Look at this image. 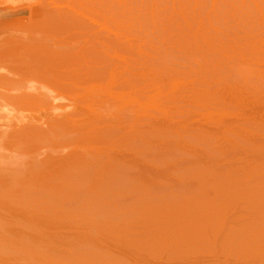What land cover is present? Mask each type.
Returning <instances> with one entry per match:
<instances>
[{"label": "rangeland", "instance_id": "1", "mask_svg": "<svg viewBox=\"0 0 264 264\" xmlns=\"http://www.w3.org/2000/svg\"><path fill=\"white\" fill-rule=\"evenodd\" d=\"M104 2L0 0V264H264V30L157 31Z\"/></svg>", "mask_w": 264, "mask_h": 264}, {"label": "bare ground", "instance_id": "2", "mask_svg": "<svg viewBox=\"0 0 264 264\" xmlns=\"http://www.w3.org/2000/svg\"><path fill=\"white\" fill-rule=\"evenodd\" d=\"M102 1H105L104 2V7H106L107 9H108V11L109 12H111L112 14H120V15H122L123 17H124V22L126 21V23H129L130 25H136V26H139V27H145V28H150V29H152V30H157V31H165L166 29H171V30H175V31H183V30H188V31H191V30H194V31H198V30H202V29H205V27L206 28H209L210 30H213L214 31V33L215 34H220V35H223L222 34V32H226L227 34H235V31H244V32H246V31H248V30H255V29H262V30H264V0H102ZM7 110V109H6ZM11 111V110H10ZM9 112H7V114H8ZM10 114H11V112H10ZM7 116H9L10 117V115H6V117ZM1 119V118H0ZM5 120H7V119H5ZM4 120V121H5ZM0 121H2V120H0ZM25 124V123H24ZM16 125V124H15ZM18 125H21V123L20 124H17V127H18ZM26 125H27V123H26ZM28 126H30L29 124L27 125V127ZM5 126L3 125V128H4ZM8 127V126H7ZM9 128V127H8ZM7 128V129H8ZM11 128V127H10ZM9 128V129H10ZM15 128V127H14ZM14 128H12L13 129V131H14ZM23 128H26V127H23ZM0 129H2V127L0 128ZM17 129H21L20 127L19 128H17ZM3 132H4V130H2ZM12 131V132H13ZM16 131V130H15ZM15 131H14V134H15ZM26 131V130H25ZM6 132H7V130H6ZM10 132V133H9ZM9 132H7V133H9V134H11L12 132L11 131H9ZM19 132V131H18ZM0 133H2V132H0ZM26 133V132H25ZM20 134H23L22 132L20 133ZM12 135V134H11ZM8 136V135H7ZM6 136V137H7ZM12 136H14V135H12ZM16 136V135H15ZM0 137H1V135H0ZM20 138V137H19ZM2 139H3V137H2ZM6 140V139H5ZM10 140V139H9ZM8 140V141H9ZM12 140V139H11ZM38 155V154H37ZM31 156V155H30ZM34 157H38V156H34ZM59 157V156H58ZM32 158V157H31ZM31 158H28V159H30L31 160ZM41 158V157H40ZM39 158V159H40ZM46 159H48V158H51L52 159V157H45ZM75 158V157H74ZM74 158L72 159V160H74ZM28 159H25V160H28ZM38 159V158H37ZM44 159V158H43ZM43 159H42V162H43ZM76 159H78V158H76ZM80 160H81V158H79ZM28 161V162H31V163H33L32 161ZM35 160H36V158H35ZM84 160V159H83ZM20 161V159L18 160V162ZM55 160H53V162H54ZM63 161V160H62ZM76 161V160H75ZM78 161V160H77ZM82 161V160H81ZM85 161V160H84ZM83 161V162H84ZM22 162V161H21ZM25 162V161H24ZM23 162V163H24ZM27 162V161H26ZM25 162V163H26ZM35 162V161H34ZM38 162H41V161H37V163ZM41 162V163H42ZM58 162V161H57ZM86 162H89V161H86ZM78 163V162H77ZM92 163V162H91ZM14 164V163H13ZM19 164H21V163H19ZM42 164H44V163H42ZM41 164V165H42ZM64 164V163H63ZM83 164V163H82ZM16 165V164H15ZM25 166L27 165V164H24ZM40 165V166H41ZM61 165V164H60ZM88 165V164H87ZM1 166V165H0ZM32 166H33V164H32ZM53 166V165H52ZM57 166V165H56ZM55 166V167H56ZM81 166V165H80ZM86 166V165H85ZM94 166V165H93ZM6 167V166H5ZM5 167H3V168H5ZM8 167V166H7ZM17 167H18V164H17ZM16 167V168H17ZM20 168H21V166H19ZM24 167V166H23ZM30 168V165L29 166H27L26 168ZM50 167H51V165H50ZM57 167H59V165L57 166ZM63 167V166H62ZM61 167V168H62ZM69 167H70V165H69ZM73 167V166H72ZM77 167V166H76ZM79 167V166H78ZM83 167H84V164H83ZM89 167V166H88ZM26 168H23V169H26ZM28 168V170L30 171V169ZM42 168V167H41ZM40 168V169H41ZM7 169V168H6ZM10 169H11V167H10ZM9 169V170H10ZM12 169H14V167H12ZM19 169V168H18ZM17 169V170H18ZM34 169L35 170H37L35 167H34ZM57 169V168H56ZM55 169V170H56ZM64 169V168H63ZM71 169V168H70ZM75 169V168H74ZM83 169V168H82ZM87 169V168H86ZM92 169V168H91ZM33 170V169H32ZM31 170V171H32ZM66 170H67V167H66ZM78 170V169H77ZM88 170V169H87ZM95 170V169H94ZM4 171H5V169H4ZM7 171V170H6ZM5 171V172H6ZM12 171V170H11ZM15 171H16V169H15ZM19 171H22V170H20L19 169ZM42 171V170H41ZM43 171H45V169L43 170ZM75 171H76V169H75ZM74 171V172H75ZM79 171V170H78ZM83 171V170H82ZM108 171V170H107ZM1 172H2V170H1ZM14 172V171H13ZM24 172V171H23ZM25 172H26V170H25ZM37 171H35V173H33V174H38L39 172H37ZM51 172V171H50ZM54 172V171H53ZM49 173V171H48V173H47V171H46V175H49L50 177H52L51 175L53 174H57L56 173V171H55V173ZM60 172V171H59ZM62 172V171H61ZM64 172V171H63ZM67 172H68V170H67ZM72 172H73V170H72ZM73 172V173H74ZM92 171H90V173H91ZM95 172V171H94ZM137 172V171H136ZM9 173V172H8ZM18 173V172H17ZM21 173V172H20ZM27 173V172H26ZM28 173H30V172H28ZM41 173V172H40ZM45 172H43V173H41V174H44ZM77 173V172H76ZM85 173H86V171H85ZM15 174V173H14ZM32 173H30V174H28V176L30 175V178H34L35 180H36V182H37V184H38V182L40 181H38V179H41L42 180V176H41V178H37L36 176H33L32 177V175H31ZM61 174V176H62V174L64 175V176H62L63 177V179L64 178H66V177H70V176H67L68 174H66V176H65V173H60ZM59 173H58V177H60L59 175H60ZM79 174V173H78ZM92 174V173H91ZM103 174H105V173H103ZM116 174V173H115ZM123 174V173H122ZM17 175H19V173L17 174ZM39 175V174H38ZM75 175V174H74ZM77 175V174H76ZM88 175H89V173H88ZM87 175V176H88ZM97 175V174H96ZM118 175V174H117ZM117 175H115V176H117ZM8 176V175H7ZM12 176H14V175H12ZM25 176L27 177V180L29 179V177L27 176V174H25ZM56 176V175H55ZM78 176V175H77ZM10 177V176H9ZM15 177V176H14ZM17 177H21L20 175L19 176H16L15 178H17ZM37 179H36V178ZM48 176H46V178H47ZM72 177V176H71ZM74 177H76V176H74ZM79 177H80V175H79ZM79 177H78V179H79ZM97 177V176H96ZM103 177V176H102ZM101 177V178H102ZM106 177V176H105ZM109 177V176H108ZM114 177V176H113ZM0 178H1V176H0ZM6 178V177H5ZM12 178V180H13V182L16 180V179H13V177H11ZM44 178V177H43ZM53 179H54V176L52 177ZM52 178H50V179H52ZM61 178V177H60ZM59 178V182H60V180L62 179H60ZM93 178V177H92ZM99 179H101L100 177H98ZM97 178V179H98ZM112 178V177H111ZM45 179V178H44ZM49 179V180H50ZM52 179V180H53ZM76 179V178H75ZM82 179V178H81ZM94 179V178H93ZM109 179V178H108ZM113 179V178H112ZM6 179H4V181L3 182H6L7 180H8V182H10L11 181V179H7L6 181H5ZM18 180V179H17ZM16 180V181H17ZM23 180V179H22ZM25 180L26 179H24L23 181H24V183L26 184V186H27V188H28V186H31V184H34V182L35 181H33V180H31V179H29V180H31V182H29V181H26V182H28V184L25 182ZM47 180H48V178H47ZM47 180L45 179V180H42V181H45V184H46V182H47ZM56 180H58L57 178H56ZM110 180V179H109ZM117 180H118V178H117ZM0 181H2L1 179H0ZM22 181V182H23ZM33 181V182H32ZM54 182H52L51 181V183H54L55 185H56V181L55 180H53ZM73 181V180H72ZM80 181H82V180H80ZM87 181V180H86ZM119 181V180H118ZM19 182V181H18ZM21 182V181H20ZM21 182V184H23ZM66 182V181H65ZM68 182H69V180H68ZM75 182V181H74ZM84 182V181H83ZM82 182V183H83ZM90 182H92L91 180H90ZM113 182V181H112ZM29 183H31V184H29ZM44 183V182H43ZM42 183V184H43ZM64 183V182H63ZM71 183V182H70ZM73 183V182H72ZM89 183V182H88ZM93 183V182H92ZM95 183V182H94ZM93 183V184H94ZM103 183V182H102ZM101 183V184H102ZM121 183V182H120ZM123 183V182H122ZM1 184V183H0ZM13 185L15 184V183H12ZM12 184H11V186H12ZM17 184V183H16ZM16 184L13 186V188H15V186H16ZM21 184H19V186H22ZM41 184V183H40ZM41 184V185H42ZM47 184H49V185H51L50 184V182L49 183H47ZM57 184H60V183H58L57 182ZM67 184V183H66ZM77 184V183H76ZM75 184V185H76ZM84 184V183H83ZM98 184H100L99 182H98ZM5 185V183L4 184H2V190L1 191H3V186ZM6 185H8V183L6 182ZM9 185H10V183H9ZM8 185V186H9ZM18 185V184H17ZM35 185V184H34ZM88 185V184H87ZM1 186V185H0ZM10 186V187H11ZM19 186H17V188L19 187ZM38 188H39V193H40V190L42 189V187H44V186H42V187H40V185L38 186V185H36ZM36 186H31V188L33 189V188H35ZM45 186H48V185H45ZM53 186V185H52ZM57 186V185H56ZM64 186V185H63ZM78 186V185H77ZM79 186H80V183H79ZM81 186H84V185H81ZM101 186V185H100ZM111 186V185H110ZM113 186V185H112ZM117 186V185H116ZM128 186V185H127ZM10 187H9V189H10ZM51 187V186H50ZM50 187H48V188H50ZM59 187H62V185H60ZM69 187V186H68ZM73 187V186H72ZM96 187V186H95ZM106 187H108V186H106ZM126 187V186H125ZM8 188V187H7ZM12 188V187H11ZM21 188H23V190L24 191H28L29 189H27V188H25V185H24V187L22 186ZM41 188V189H40ZM65 188V187H64ZM74 188H75V186H74ZM94 188V187H93ZM112 188V187H111ZM119 188V187H118ZM4 189H6V188H4ZM9 189H7L6 191H8ZM20 189V187L18 188V190ZM44 189H46V190H43V191H46L45 193H47L48 191H47V188H45L44 187ZM54 189V186H53V188H52V190ZM58 189H60V188H58ZM62 189V188H61ZM61 189H60V191H61ZM67 189V188H66ZM88 189V188H87ZM104 189V188H103ZM11 190V189H10ZM13 190V189H12ZM11 190V191H12ZM31 190V189H30ZM30 190L28 191V193H30ZM36 191V188L35 189H33L31 192L34 194H36V193H38V191ZM41 190V191H42ZM51 190V189H50ZM65 190V189H64ZM69 190H71V189H69ZM74 190V189H73ZM94 190V189H93ZM93 190L91 191V192H93ZM98 190V189H97ZM102 190V189H101ZM6 191H4V192H6ZM15 191V190H14ZM17 191V190H16ZM21 191V190H20ZM20 191H19V193H18V191H17V194H20ZM24 191H22V193H23V195L22 196H25V198H26V196L28 195L29 196V198H30V195H32V194H27L26 192V194H24ZM34 191V192H33ZM79 191V190H78ZM84 191V190H83ZM89 191V190H88ZM100 191V190H99ZM10 192V191H9ZM53 192H54V190H53ZM56 192V194L55 195H57V191H55ZM87 192V191H86ZM13 193V192H12ZM14 193H16V192H14ZM13 193V194H14ZM21 193V194H22ZM38 193V194H39ZM49 193V192H48ZM52 193V192H51ZM58 193H59V191H58ZM81 193V192H80ZM5 194V193H4ZM8 194V193H7ZM7 194H5V195H7ZM10 195H11V192L9 193ZM8 194V195H9ZM43 193H40V195H42ZM62 194V193H61ZM60 194V195H61ZM66 194V193H65ZM78 194H79V192H78ZM3 195V194H2ZM40 195H39V197H40ZM50 195V194H49ZM48 195V196H49ZM53 195V194H52ZM59 195V196H60ZM98 195V194H97ZM13 196V195H12ZM12 196L11 197H9V196H7L6 198L8 199L9 198V202H10V198H12ZM20 196V195H19ZM28 196H27V198H28ZM36 196H38L37 194H36ZM43 196V195H42ZM46 196H47V194H46ZM58 196V195H57ZM150 196V195H149ZM5 197V196H4ZM16 197V195L13 197V200H14V198ZM18 197V196H17ZM31 197H33V196H31ZM63 197H65V196H63ZM79 197V196H78ZM92 197V196H91ZM109 197V196H108ZM1 198V197H0ZM20 197H18V198H16L17 200L19 199ZM23 198V197H22ZM25 198H23V199H25ZM26 198V199H27ZM28 198V199H29ZM34 199L35 198H37V197H33ZM51 199H54L55 200V197L54 198H52V196L50 197ZM88 198V197H87ZM117 198V197H116ZM27 199V201H29ZM38 199V198H37ZM45 199V198H44ZM57 199V198H56ZM69 199V198H68ZM76 199V198H75ZM126 199V198H125ZM131 199V198H130ZM2 200V202H3V198L1 199ZM6 200V199H5ZM4 200V201H5ZM17 200H15L14 202L16 203V201ZM47 200L49 201L50 199H48L47 198ZM58 200V199H57ZM63 200V199H62ZM70 200H72V199H70ZM98 200V199H97ZM100 200V199H99ZM102 200V199H101ZM122 200V199H121ZM25 201V200H24ZM27 201H25V203H23V204H26V202ZM31 201H33V199H31L30 198V202ZM37 200H35L34 202H36ZM40 201V199L38 200V202ZM42 201H44V200H42ZM48 201H46V202H48ZM51 201V200H50ZM103 201H104V199H103ZM137 201V200H136ZM1 202V203H2ZM8 202V201H7ZM21 202V201H20ZM37 202V203H38ZM52 202V201H51ZM92 202V201H91ZM105 202H107V201H105ZM121 202V201H120ZM125 202V201H124ZM139 202V201H138ZM232 202V201H231ZM6 203V202H5ZM11 203V202H10ZM9 203V204H10ZM62 203V202H61ZM108 203V202H107ZM115 203V202H114ZM117 203V202H116ZM149 203V202H148ZM234 203V202H233ZM8 204V203H7ZM22 204V205H23ZM40 204V203H39ZM51 204V203H50ZM57 204V203H56ZM80 204V203H79ZM93 204V203H92ZM231 204V203H230ZM6 205V204H5ZM11 205H12V203H11ZM27 206H29V203H27L26 204ZM31 205V204H30ZM35 205V204H34ZM34 205H33V208H34ZM37 205V204H36ZM58 205V204H57ZM56 205V206H57ZM65 205H67V204H65ZM105 205V204H104ZM125 205V204H124ZM10 206V205H9ZM15 206H19L18 205V203L15 205ZM25 206V205H24ZM39 206V205H38ZM45 206V205H44ZM49 206V205H48ZM52 206V205H51ZM60 206V205H59ZM139 206V205H138ZM12 207H14V206H12ZM11 207V208H12ZM32 207V206H31ZM55 207V206H54ZM87 207V206H86ZM114 207V206H113ZM143 207V206H142ZM145 207V206H144ZM25 208H27V207H25ZM40 208H41V206H40ZM39 208V209H40ZM44 208V207H43ZM46 208V207H45ZM52 208V207H51ZM64 208V207H63ZM89 208V207H88ZM97 208H99V207H97ZM109 208V207H108ZM148 208H150V207H148ZM7 209H8V207H7ZM15 209V208H14ZM27 209H30V206L27 208ZM42 209V208H41ZM41 209H40V211H41ZM50 209V208H49ZM53 209V208H52ZM51 209V210H52ZM71 209V208H70ZM84 209V208H83ZM140 209H141V207H140ZM145 209V208H144ZM16 210H17V212H18V209H17V207H16ZM16 210H14V211H16ZM21 210V208L19 209V211ZM23 210V209H22ZM33 210V209H32ZM55 210H56V208H55ZM57 210H58V208H57ZM60 210H61V208H60ZM81 210V209H80ZM95 210H97L96 208H95ZM103 210V209H102ZM142 210V209H141ZM141 210H140V212H141ZM146 210H147V208H146ZM8 211V210H7ZM25 211H26V209H25ZM29 210H27V212H28ZM34 211V210H33ZM38 211V210H37ZM42 211H44V210H42ZM62 211V210H61ZM17 212H15L16 214H18ZM32 212V211H31ZM36 212V211H35ZM48 212V211H47ZM46 212V213H47ZM57 212V211H56ZM56 212L54 213V212H52V213H54V214H56ZM60 212V211H59ZM14 213V214H15ZM22 213V212H21ZM29 213H30V211H29ZM33 213V212H32ZM37 213V212H36ZM39 213V212H38ZM42 213V212H41ZM45 213V212H44ZM45 213V214H46ZM64 213V212H63ZM63 213L61 214V216L63 215ZM67 213H68V211H67ZM70 213V212H69ZM82 213V212H81ZM95 213V212H94ZM93 213V214H94ZM101 213V212H100ZM123 213V212H122ZM13 214V213H12ZM16 214H15V216H16ZM40 214V213H39ZM38 214V215H39ZM58 214V213H57ZM65 214V213H64ZM143 214V213H142ZM145 214V213H144ZM20 215V214H19ZM18 215V216H19ZM42 215V214H41ZM51 215H53V214H51ZM51 215H47L48 217H50ZM60 215V214H59ZM67 215V214H66ZM74 215V214H73ZM78 215V214H77ZM140 215V214H139ZM138 215V216H139ZM154 215V214H153ZM8 216V215H7ZM20 216H22V215H20ZM24 216H25V214H24ZM23 216V217H24ZM71 216V215H70ZM75 216V215H74ZM89 216V215H88ZM5 217V216H4ZM39 218L41 217V216H38ZM44 217V216H43ZM53 217V216H52ZM67 217V216H66ZM72 217V216H71ZM76 217V216H75ZM146 217H147V215H146ZM10 218H11V216H10ZM16 218V217H15ZM30 218H31V216H30ZM60 218V217H59ZM62 218V217H61ZM74 218V217H73ZM134 218V217H133ZM152 218V217H151ZM153 218H154V216H153ZM7 219H9V218H7ZM7 219H5V220H7ZM17 219V218H16ZM38 219V218H37ZM67 219V218H66ZM113 219V218H112ZM142 219H143V216H142ZM145 219V218H144ZM13 220V219H12ZM27 220V219H26ZM26 220H23V221H26ZM29 220V219H28ZM33 220V219H32ZM72 220V219H71ZM107 220V219H106ZM137 220V219H136ZM10 221H11V219H10ZM18 221V220H17ZM60 221V220H59ZM69 221V220H68ZM75 221H76V219H75ZM82 221H83V219H82ZM86 221H87V219H86ZM113 221V220H112ZM122 221H123V219H122ZM130 221V220H129ZM1 222V221H0ZM38 222V221H37ZM71 222V221H70ZM84 222V221H83ZM96 222H97V220H96ZM95 221L93 222V223H96ZM99 222H101V221H99ZM146 222V221H145ZM17 223V222H16ZM24 223V222H23ZM32 223V222H31ZM36 223V222H35ZM39 223V222H38ZM47 223V222H46ZM68 223V222H67ZM66 223V224H67ZM77 223H78V221H77ZM26 224V223H25ZM41 224V223H40ZM74 224V223H73ZM85 224H88V223H85ZM90 224H92V223H90ZM98 224V223H97ZM101 224V223H100ZM103 224V223H102ZM116 224V223H115ZM126 224V223H125ZM131 224H132V222H131ZM148 224V223H147ZM36 225V224H35ZM34 225V226H35ZM44 226H45V223L43 224ZM48 226H50V224H47ZM69 225V224H68ZM78 225V224H77ZM80 225V224H79ZM81 225H83V224H81ZM95 225V224H94ZM120 225V224H119ZM136 224H134L133 226H135ZM137 225H139V224H137ZM141 225V224H140ZM22 226V225H21ZM20 226V227H21ZM29 226V225H28ZM32 226V225H31ZM33 226V227H34ZM60 226V225H59ZM58 226V227H59ZM64 226V225H63ZM83 226H85V225H83ZM87 226V225H86ZM90 226V225H89ZM92 226V225H91ZM103 226V225H102ZM125 226V225H124ZM7 227V226H6ZM16 227H17V225H16ZM15 227V228H16ZM20 227H18V228H20ZM52 227H53V224H52ZM72 226H69V228H71ZM81 227V226H80ZM111 227V226H110ZM117 227H119V226H116V228ZM127 227V226H126ZM36 227H34V229H35ZM54 228V227H53ZM52 228V229H53ZM66 228H68V227H66ZM83 228V227H82ZM81 228V229H82ZM86 228V227H85ZM90 228V227H89ZM88 228V229H89ZM95 228H97V229H99L98 228V226H96ZM105 228V227H104ZM120 228V227H119ZM133 228V227H132ZM139 228V227H138ZM33 229V228H32ZM56 229V228H55ZM59 229V228H58ZM64 229V228H63ZM112 229V228H111ZM121 229V228H120ZM27 230V229H26ZM68 230V229H67ZM73 230H75V228L73 229ZM86 230H87V228H86ZM95 230V229H94ZM105 230V229H104ZM119 230V229H118ZM117 230V231H118ZM127 230V229H126ZM129 230V229H128ZM29 231V230H28ZM38 230H36V232H37ZM50 230H48V232H49ZM54 231V230H53ZM53 231H51V232H53ZM78 231V230H77ZM77 231H75V232H77ZM99 231H101V230H99ZM99 231H97V232H99ZM113 231V230H112ZM120 231V230H119ZM11 232V231H10ZM18 232V231H17ZM21 232H23V231H21ZM20 232V233H21ZM35 232V233H36ZM47 232V231H46ZM54 232H56V231H54ZM69 232V231H68ZM88 232H90V231H88ZM88 232H86V234L88 233ZM93 231H91V233H92ZM95 232H96V230H95ZM103 232V231H102ZM134 232V231H133ZM142 233H144L143 231H141ZM39 233H42V232H39ZM50 233V232H49ZM61 233V232H60ZM63 233V232H62ZM61 233V234H62ZM67 233V232H66ZM69 233H72V232H69ZM74 233V232H73ZM72 233V234H73ZM78 233H80V232H78ZM105 233H108V232H105ZM238 233V232H237ZM6 234V233H5ZM29 234H31V233H29ZM44 234V233H43ZM46 234V233H45ZM77 234V233H76ZM75 234V235H76ZM80 234H82V233H80ZM85 234V233H84ZM118 234V233H117ZM145 234V233H144ZM143 234V235H144ZM1 235H2V233H1ZM21 235V234H20ZM41 235V234H40ZM55 235H57V232H56V234ZM65 235V234H64ZM63 235V236H64ZM88 235V234H87ZM110 235V234H109ZM126 235V234H125ZM140 235V234H139ZM7 236V235H6ZM34 236V235H33ZM46 236V235H45ZM44 236V237H45ZM51 236V235H50ZM49 235H48V237H50ZM70 236V235H69ZM90 236V235H89ZM101 236V235H100ZM118 236V235H117ZM16 237V236H15ZM24 237H27V236H24ZM35 237V236H34ZM39 237V236H38ZM47 237V238H48ZM59 237H60V235H59ZM64 237H66V236H64ZM77 237V236H76ZM76 237H74V238H76ZM82 237H83V235H82ZM90 237H92L93 238V236H90ZM121 237V236H120ZM51 238H54V237H51ZM63 238V237H62ZM68 238H70V237H68ZM84 238V237H83ZM89 238V237H88ZM87 238V239H88ZM79 239V238H78ZM95 239V238H94ZM93 239V240H94ZM32 240H33V238H32ZM45 240V239H44ZM57 240V239H56ZM55 240V241H56ZM63 240V239H62ZM66 240V239H65ZM68 240V239H67ZM75 241H76V239H74ZM80 240V239H79ZM85 240V239H84ZM107 240H108V238H107ZM68 241H70V240H68ZM63 242V241H62ZM74 242V241H73ZM90 242V241H89ZM92 242V241H91ZM101 242V241H100ZM17 243V242H16ZM50 243V242H49ZM59 243V242H58ZM61 243V242H60ZM75 243V242H74ZM82 243V242H81ZM84 243V242H83ZM3 244V243H2ZM38 244V243H37ZM71 244V243H70ZM31 245H33V244H31ZM43 245V244H42ZM49 245V244H48ZM53 244H51V246H52ZM85 245H86V243H85ZM9 246V245H8ZM12 246V245H11ZM19 246H21V245H19ZM23 246V245H22ZM40 246V245H39ZM59 246V245H58ZM61 246H63V245H61ZM89 246V245H88ZM24 247V246H23ZM47 247V246H46ZM50 247V246H49ZM53 247H55V246H53ZM67 247H69L68 246V244H67ZM93 247V246H92ZM15 248V247H14ZM36 248V247H35ZM34 248V249H35ZM40 248V247H39ZM57 248V247H56ZM10 249V248H9ZM33 249V248H32ZM47 249V248H46ZM65 249V248H64ZM76 249V248H75ZM79 249H80V247H79ZM82 249V248H81ZM101 249V248H100ZM104 249V248H103ZM55 250H57V249H55ZM77 250V249H76ZM89 250V249H88ZM87 250V251H88ZM95 250V249H94ZM5 251V250H4ZM25 251V250H24ZM24 251H22V252H24ZM101 251V250H100ZM26 252V251H25ZM61 252V251H60ZM59 252V253H60ZM108 252V251H107ZM17 253V252H16ZM40 253V252H39ZM51 253H53V252H51ZM84 253V252H83ZM88 253V252H87ZM106 253V252H105ZM109 253V252H108ZM13 254V253H12ZM18 254H20V253H18ZM65 254V253H64ZM69 254V253H68ZM89 254V253H88ZM8 255V254H7ZM21 255V254H20ZM75 255V254H74ZM102 255V254H101ZM108 255V254H107ZM15 256V255H14ZM65 256V255H64ZM25 257V256H24ZM28 257V256H27ZM14 258V257H13ZM12 258V259H13ZM4 259V258H3ZM6 259V258H5ZM35 259V258H34ZM47 259V258H46ZM58 259H61V258H59L58 257ZM71 259V258H70ZM74 259V258H73ZM90 259V258H89ZM98 259V258H97ZM65 260V259H64ZM69 260V259H68ZM75 260V259H74ZM13 261V260H12ZM56 261V260H55ZM63 261V260H62ZM66 261V260H65ZM78 261V260H77ZM90 261V260H89ZM110 261V260H109ZM113 261V260H112ZM115 261V260H114ZM1 262V261H0ZM36 263H37V261H35ZM42 262V261H41ZM64 262V261H63ZM81 262V261H80ZM79 262V263H80ZM84 262V261H83ZM9 263V262H8ZM43 263V262H42ZM51 263V262H50ZM56 263H57V261H56ZM91 263V262H90ZM27 264V263H26ZM74 264V263H73ZM89 264V263H88ZM106 264V263H105ZM121 264V263H120Z\"/></svg>", "mask_w": 264, "mask_h": 264}]
</instances>
